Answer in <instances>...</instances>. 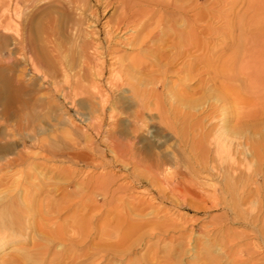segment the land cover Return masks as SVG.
I'll return each mask as SVG.
<instances>
[{
	"label": "rangeland",
	"instance_id": "obj_1",
	"mask_svg": "<svg viewBox=\"0 0 264 264\" xmlns=\"http://www.w3.org/2000/svg\"><path fill=\"white\" fill-rule=\"evenodd\" d=\"M132 1L0 0V239L5 243L0 264L8 260L13 264H264V237L257 241L254 236L256 231H264V211L256 215L261 222L253 228L242 225L246 215L241 224L232 225L222 206L213 209L208 204L209 213H197L189 195L174 190V183L154 178L148 165L156 164L157 150L147 129L132 123L136 103L122 101L123 89L112 92L107 87L109 71L100 85L104 94H110L109 108L123 114L115 121L106 116L99 135L75 114L78 107L87 109L91 101L75 98L69 104L72 100L61 97L59 90L68 87L66 75L73 84L78 74L87 77L85 61H98L93 51L83 50L84 45L95 42L90 34L107 21L117 23L131 3L145 4V0ZM178 1L176 9H170L153 0L157 8L149 28L155 27L158 36L153 39L158 38L152 41L174 34L173 29H183L204 10L209 13L206 21L211 30L219 29L209 36L211 50L224 57L230 53L221 47L234 42L225 37L226 22L236 21L234 29L240 27L247 37L263 13L258 3L255 10L248 11L250 0ZM93 13L99 16L97 23ZM239 18L241 22H237ZM114 48L120 54L132 53L124 45ZM172 73L156 75L163 86L150 84L161 93L159 107H154L156 99H152L158 117L170 109L175 91L186 95L195 87L180 82L182 73ZM150 77L145 80L150 82ZM158 117L157 123L172 136L171 142L184 139L186 143L187 130L185 134L180 130L187 123H167ZM114 134L132 143L133 155L145 163L117 161L107 144ZM161 172L176 174L173 165L164 166ZM43 217L49 236L40 230ZM205 226L207 234H202ZM231 230L232 235H239L229 239L232 245L224 249L206 246L226 242L224 237ZM236 243H260L261 248H255L258 250L252 255L241 254Z\"/></svg>",
	"mask_w": 264,
	"mask_h": 264
},
{
	"label": "bare ground",
	"instance_id": "obj_2",
	"mask_svg": "<svg viewBox=\"0 0 264 264\" xmlns=\"http://www.w3.org/2000/svg\"><path fill=\"white\" fill-rule=\"evenodd\" d=\"M160 1L170 9H176L177 2H179L178 0ZM257 3L263 6V13L259 15L260 18L257 17L260 21L256 26L253 25L254 28H250L251 31L247 37L240 27L234 29L236 21L226 22L225 37L229 36V39L234 41L230 44L227 42L221 47L230 53L226 54V57L221 55V52L218 55L216 50H211L209 36L211 33L217 34L219 29L211 30L206 21L209 14L207 11L198 12L199 17L193 21L188 20L183 29H173V36L170 33L161 40L152 41L156 38L153 39L156 34L153 25V29H150L153 22L150 23L152 20L150 17L156 10L155 3L153 0H145V4L131 3L117 23L107 21L101 28L90 34L95 38V42L91 41L89 45H84L83 50L93 51L98 61L92 62V58L91 61H85L84 70L88 72L87 77L78 74L72 84L70 83L72 79L66 75L65 82L68 83V87L59 90L63 99L72 100L68 102L69 104H73L75 98L79 101L80 99L91 101L87 104L89 105L87 109L78 107L75 114L88 127L95 129L99 135L105 117L107 116L110 121H115L121 113L115 107L109 108L110 94H104L103 86L100 85L106 72L109 71L107 87L112 92L123 89L120 94L122 101L126 104L136 103L137 111L132 116V123L147 129L151 139L150 143L152 142L153 149L157 150L156 164L148 165V170L153 177L168 185L174 183V190L176 188L181 194L189 195L197 213L201 211L209 213L208 204H211L213 209L222 206L227 212V220L230 224H241V217L246 215L245 223L242 225L244 227L251 225L252 228L256 223L261 222L259 216L256 215L264 211V22L262 21L264 0H250L248 11L255 10ZM108 11L107 7L103 16ZM183 12H185L184 8ZM92 16L97 23L98 14L93 13ZM252 19H254L253 16ZM241 20L242 18H239L237 22ZM177 38L178 42H176ZM118 45H124L132 50V53L130 55L118 53L114 48ZM152 51L156 53L151 54ZM172 72L182 73L184 77L180 74L182 77L180 82L183 84L189 82L195 87L187 90L186 95L174 90V97L172 96L174 101L171 107H168L170 109L165 115L158 117V109L152 108V99H156L155 107L160 102L161 93L158 95L154 85L150 86V84L156 82V85L161 83L163 86L161 79H157L156 75ZM150 75L153 79L148 82L145 79L151 78ZM53 86L56 88L57 85L52 83ZM182 87L186 88L187 85H182ZM181 90L183 92L182 88ZM98 107L101 110L100 114ZM157 117L165 119L167 123L171 120L175 123L180 121L187 123V127H181L180 130L181 132L187 130L186 143L184 139L183 142L181 140L171 142L172 136L167 133L166 128L157 123ZM184 134L182 133L181 136ZM107 144L117 161L122 163L127 161L128 165L131 162L138 165L145 163L142 158L133 155V144L125 143L117 134H114ZM84 158L87 160L89 157L84 155ZM168 165L174 166L176 174L160 173V170ZM229 197L230 200H228ZM134 207L136 209L137 206ZM42 219L40 230L44 235L49 236L46 219L44 217ZM59 227L61 225L58 226L60 230ZM206 227L201 229L202 234H207ZM58 229L55 232L62 237L60 232L62 229L59 232ZM234 233L238 234V232ZM52 234L54 231H51ZM235 234L232 235V230L226 235L227 237L221 234L226 238V242L207 243L206 246L216 245L223 249L224 246L227 248L234 236L239 238V235ZM254 236L256 240L261 236L264 237V231H256ZM3 240V238L0 239V250L5 245ZM248 244L238 245L241 254L252 255L254 251L261 248L260 243ZM13 263L14 261L9 260L5 262V264Z\"/></svg>",
	"mask_w": 264,
	"mask_h": 264
}]
</instances>
